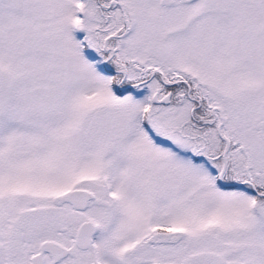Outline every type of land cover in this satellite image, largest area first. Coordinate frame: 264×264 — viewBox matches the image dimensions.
Listing matches in <instances>:
<instances>
[{
    "label": "snow or ice",
    "instance_id": "1",
    "mask_svg": "<svg viewBox=\"0 0 264 264\" xmlns=\"http://www.w3.org/2000/svg\"><path fill=\"white\" fill-rule=\"evenodd\" d=\"M0 264H264V0H0Z\"/></svg>",
    "mask_w": 264,
    "mask_h": 264
}]
</instances>
